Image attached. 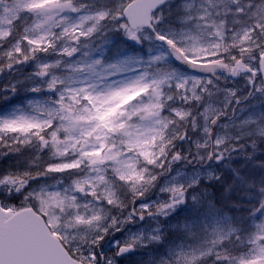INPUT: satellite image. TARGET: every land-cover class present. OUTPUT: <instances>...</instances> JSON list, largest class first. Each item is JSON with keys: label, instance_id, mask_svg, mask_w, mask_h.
Here are the masks:
<instances>
[{"label": "snow or ice", "instance_id": "1", "mask_svg": "<svg viewBox=\"0 0 264 264\" xmlns=\"http://www.w3.org/2000/svg\"><path fill=\"white\" fill-rule=\"evenodd\" d=\"M0 264H264V0H0Z\"/></svg>", "mask_w": 264, "mask_h": 264}]
</instances>
